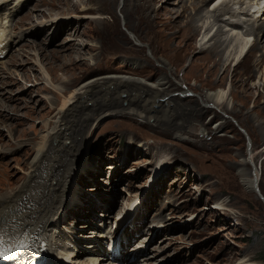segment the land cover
<instances>
[{
	"label": "rangeland",
	"instance_id": "1",
	"mask_svg": "<svg viewBox=\"0 0 264 264\" xmlns=\"http://www.w3.org/2000/svg\"><path fill=\"white\" fill-rule=\"evenodd\" d=\"M200 1L0 0L5 14L0 18L9 20L0 23V34L6 31L10 39L0 59V196L15 194L29 181L46 125L55 126L59 110L83 84L105 77L152 83L168 75L175 85L171 95L178 98L170 104L149 101L144 112L159 113L142 120L114 112L115 106L127 107L129 96L106 85L91 90L64 121L66 136L55 140L50 155L78 165L72 169L73 187L66 189L61 234L54 232L53 252L66 259L58 264H264V203L249 193L237 169L258 168L264 198V67L253 77L246 53L255 37L243 33L264 21L254 6H264V0H227L228 8L217 0ZM182 5L200 29L192 40L180 29L186 23ZM216 17L247 23L235 32L233 53L251 39L225 76L223 68L214 73L200 50L220 26ZM209 24L214 27L206 32ZM227 29L218 39L233 36ZM232 81L238 86L231 90ZM222 88L231 95L225 108L201 100ZM111 99L113 110L97 121L87 120L80 108L105 107ZM197 109L208 112L200 116ZM67 137L75 139V154L62 143ZM135 199L140 204L129 207ZM126 215L136 231L122 253L135 259L114 263L92 246L102 229L119 225ZM77 249L83 252L72 257Z\"/></svg>",
	"mask_w": 264,
	"mask_h": 264
},
{
	"label": "bare ground",
	"instance_id": "2",
	"mask_svg": "<svg viewBox=\"0 0 264 264\" xmlns=\"http://www.w3.org/2000/svg\"><path fill=\"white\" fill-rule=\"evenodd\" d=\"M164 1L168 2L170 0H164ZM184 1L185 0H179V4H183ZM207 1L208 0H203V1H200L199 3L204 5ZM217 1H218L217 5H220V6L222 5L221 7L224 6L228 8L227 0H217ZM228 1L231 3L233 0H228ZM262 1L263 0H260L259 2H262ZM241 3L242 1L238 2L237 4H241ZM184 6L185 5H182L183 14L181 15V17L185 19L186 23H184L185 27L183 28L182 26V28L180 29L182 32H184L185 31L184 29L186 28L188 30V33H190V36H191L189 38L187 37V40H192L196 37V34L200 32V29L194 26V17L188 13L187 7H184ZM254 6L257 9L256 14L260 15L263 13L262 16H264V6H261V4H258V3ZM218 8L220 7L218 6ZM221 9H224V8H221ZM230 11L231 10H229V15H234ZM217 13H220V11H218ZM1 15H5V14H2V10L0 8V17ZM0 21L3 22L2 18H0ZM215 23H218V26L220 24V26L218 27L216 33L212 35V37H209V36L205 37L204 40H207V43H205L204 45L202 44V47L200 48V50L201 52L207 53L208 57L210 58V64L213 67L214 73L217 74L223 68V70L225 69L223 76H225L228 67L233 62H236L241 57L243 52L247 49L248 47L247 45L251 43L250 42L251 39H249L248 44L247 42H244L246 43L245 45L241 42L243 47L236 53H233V50H231V46H233V44L236 42L237 36H235L236 34L235 32L238 33L239 31H241V29L243 31L242 26L247 23L243 24L241 22H236L232 20H225V19L222 20V19H219L218 17L215 18ZM252 24H253V27L250 29V31L244 28L243 33L246 36L255 37V40L253 39L254 43H252L250 50L246 53L247 54L246 56L247 57L249 56L250 69L253 70L252 75L253 77H255L256 69L258 67H264V35H263L264 21L261 23H259L258 21H255ZM209 25L210 26L207 28L206 32L211 29V26L213 24H209ZM224 28H228L227 30H229V32L232 33L233 36L229 38L227 37L225 39L223 38L218 39L219 37H221V35L224 34L225 32ZM2 29H3V26H2ZM5 32L3 34H0V46L1 44L3 45L5 44L4 41L9 42L10 40L9 36L6 35V33L8 32L6 33ZM192 35L194 36V38ZM259 36H262V39H258ZM184 37L186 38L185 35ZM212 42L213 44L208 49L206 47L205 48L203 47V46H206L207 44H211ZM190 46L192 47L193 51H195L198 48L194 44H191ZM6 48H7L6 46H3L2 48H0V59L1 60L4 58ZM256 52H259L261 54L259 59L253 58L255 57ZM67 56H65L64 59H66ZM164 66L166 65L164 64ZM234 81H232L230 85L231 90L232 88L234 89L235 86H238L236 85ZM118 85H121L120 89H118ZM224 85L225 84H223V87H225ZM105 86L109 88L114 87L115 88L114 90L118 91L120 95L125 94L129 96L128 97L129 99L125 101L127 102L126 103L127 107L120 108L119 106H115L114 103L116 101H114L113 103L112 99L108 103L106 104L104 103L106 108L104 106L99 107V105H97L99 108L93 109V107L89 106L91 104L84 105V106L81 105L80 108H82V112H84V114L86 115L87 120L93 119L94 121H97L98 119H100L102 115H104V113H109L111 112V110H113V108L109 109L110 106H115V109L118 108L114 112H117V113L127 112L129 115H133L142 120H149L150 117H153V114H154V117H156L157 116L156 113L158 112L157 111L155 113V110H153L152 113H146L147 108L145 107H150L148 104L149 101L160 103V100L162 101L163 99L164 100L166 99V101H168L170 104L171 102H176V100L178 99L174 97L173 95H171L173 94L172 88L175 85L171 83L170 77L168 75L160 77L159 79H157V81H154L152 83L151 82L149 83L147 81H138L135 79H127L124 77L122 78L105 77L102 80L91 81V82L85 83L80 88L76 89L71 94L70 98L65 101L62 108L59 110L58 120L54 122L55 126L52 129H50L49 125L48 124L46 125L47 129L45 128L46 130L44 131L43 135L40 138L41 141L37 146L36 156L31 162V166H32L31 168H33V170L29 177V181L25 183L15 194L13 195L5 194V195L0 196V244L3 248H6L7 252H10L12 250H14L15 252L27 251V254H28V257L26 259H21V261L19 262L14 260L13 257H11L10 259L6 261L1 262L2 264H35L36 262H39V261H42L45 264H58L57 263L58 261H60V263H65L64 261L66 259L58 260V258L55 256L56 253L53 252L52 246L54 245L53 244L54 242H57V236H56L57 234H54V232L58 233V235L61 234L59 232L61 230L59 224H63V222L65 221V218L62 215L64 214L63 204H64V200L66 197V189L73 187L71 184L73 180L72 176H74L72 169L76 168L78 164L73 165V166L71 165V167H69L70 165L67 164V160L62 162V160L59 158L57 159L52 158L53 155L52 156L50 155L49 148L52 147L53 149L55 140L58 139V137L61 138L62 136H66V134L64 133H66L67 131V125L66 123H64V121H66L70 115L76 112L80 104H83V102H81V99L85 98V96H87L91 92V90L94 91L96 88L102 87L103 89H107V88H104ZM185 93L187 92H181V96H184ZM200 96H201V100L204 102L206 106L213 104V105H217L222 108H225L226 105L227 104L229 105L231 102L229 98L231 95L226 91L225 88L224 89L222 88L219 91L214 92V93L208 92ZM109 104L110 106H108ZM92 106H94V104ZM144 110L146 111L144 112ZM198 112H200V116H201L207 113L208 109H203V110L201 109V110H198ZM180 113L182 114L183 112H180ZM71 139L73 138L67 137V138H64L63 142L62 141L61 142L66 143V144L69 143V146L72 149L71 153L75 154L76 153V145L74 141L75 139H73V141H71ZM43 155L45 156L43 157ZM59 160L61 161V163H58ZM39 161H40V166L37 167V163ZM50 161H51V164H50ZM79 162L81 163L82 161L79 160ZM244 162L247 163V160H245ZM44 163H45V166H44ZM61 169H63V173H60ZM237 169H238L239 174L242 176L243 184L247 188V190H249V193L256 194L260 198L261 193L259 191V170L258 168H255L254 170L249 171L243 165H241ZM262 199L264 198L262 197ZM60 211L61 213H59ZM128 220H130V217L126 215L124 220L123 219L121 220V223H126ZM53 230L54 232L52 234L51 231ZM100 236L102 237L103 235H100ZM122 236L123 235L119 236L116 242L120 247H122L121 240H120ZM100 245H101V242L97 243V248H99L100 251H102V246ZM104 250H106V254L103 253L104 256L108 257L109 259V257L112 256V254L109 253L107 249H104ZM100 251L98 250V252ZM115 254H118V249L114 247L113 255ZM119 255H120V252H119ZM60 257L62 258V256ZM112 259H113V256L111 260ZM133 259L135 258L134 257H130V259L126 258L124 257V254L121 253L119 260L115 263H118L119 261H122L123 263L124 260H129V262H131ZM92 262L94 263V260Z\"/></svg>",
	"mask_w": 264,
	"mask_h": 264
},
{
	"label": "trees",
	"instance_id": "3",
	"mask_svg": "<svg viewBox=\"0 0 264 264\" xmlns=\"http://www.w3.org/2000/svg\"><path fill=\"white\" fill-rule=\"evenodd\" d=\"M262 260L264 261V251H263V254H262Z\"/></svg>",
	"mask_w": 264,
	"mask_h": 264
},
{
	"label": "water",
	"instance_id": "4",
	"mask_svg": "<svg viewBox=\"0 0 264 264\" xmlns=\"http://www.w3.org/2000/svg\"><path fill=\"white\" fill-rule=\"evenodd\" d=\"M260 199L262 200V202L264 203V199H262V197L260 196Z\"/></svg>",
	"mask_w": 264,
	"mask_h": 264
}]
</instances>
